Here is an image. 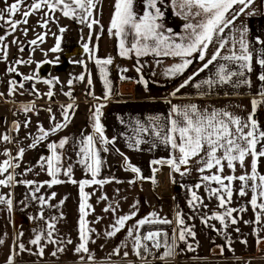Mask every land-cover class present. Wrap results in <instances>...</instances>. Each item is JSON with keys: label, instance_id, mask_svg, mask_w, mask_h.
<instances>
[{"label": "snow or ice", "instance_id": "snow-or-ice-1", "mask_svg": "<svg viewBox=\"0 0 264 264\" xmlns=\"http://www.w3.org/2000/svg\"><path fill=\"white\" fill-rule=\"evenodd\" d=\"M99 3L100 0H33L31 4H27L26 0H14L5 8H0V22H3L0 23V28L7 25L6 35L0 36V59L6 61L8 57V45L4 43L6 36L14 34L21 24L26 25L31 15L47 9L48 11L44 13L42 20L38 21L41 28H47L49 18L54 16L56 11H60L64 17L75 19L89 29V36L87 42L83 43V49L89 54V59L93 60L99 68L100 77L106 89L103 100L110 99L112 87L111 81L108 79L107 66L113 63V59L112 57L99 58L96 55L99 48L98 41L104 31L102 26L101 32L96 35L97 43L92 42L94 26L100 23L94 15ZM135 3L136 0H115L113 6L114 11L108 31L110 35L119 38L118 47L121 57L131 58L134 55L140 58L154 55L156 57L179 58L180 62L165 69L164 75L167 77L182 75L193 64L194 59L203 62L201 67L170 93L172 97H176L181 89L190 84L197 90L203 89L199 92L200 96L208 95L221 86H231L233 89H239L242 86L251 87L252 81L249 74L254 70V57L255 64L260 69L257 73L260 88L257 98L251 100L252 111L246 117H242L227 108L208 109L198 107L196 103L179 105L172 104L171 100H168L170 110L166 116L150 115L146 118V122L139 117L135 118L132 127L134 135L125 137L127 147L139 151L142 150L141 145L145 143H150L149 150L163 145L170 150V154L166 158L151 160L152 175L144 177L139 167L133 165L119 149H115L123 157L125 170L135 174V179L129 181V183L134 184L136 180H149L153 185H156V174L163 167H168L170 173L179 174L181 177L190 175L195 171L199 174V182L194 185V189L205 188L209 202L212 199L216 200L217 210L211 212L210 215L207 212H200L201 208H208V205L204 203L205 197L198 195L196 190L189 189L191 196L187 204L193 212V216L189 219L196 218V213H200L199 219L202 225L213 228L218 232L226 231L230 225H238L241 222V214L245 213L250 206L254 213V219L243 221V223L258 225L254 228V234L257 238L256 243L257 245L264 243V237H261V232H264V174H261L258 170V166L264 158V129L261 128L259 121L255 119L258 106L264 104V39L256 36L254 40L250 41L248 26L244 23L237 26V22L241 20V17L256 15L255 10L251 7L255 0H171V6L180 9L175 13L177 16L183 15L185 20H188L189 17H200L196 23H185L183 33H175L170 28H164L161 22L164 16L161 11L163 0H143L144 11L142 14L135 11ZM17 14L21 16V19H15ZM58 30L59 36L52 33L56 38L55 45L49 49L52 53L62 50L61 41L67 31L65 27H59ZM27 32V28L23 29L25 36H27ZM47 34V32L37 34L36 39L28 41V44L36 46L38 42L43 43ZM129 35L132 36V42L127 44L126 41ZM12 43H18V39H14ZM255 45L260 47L257 49ZM210 46H212L211 53L209 52ZM18 50L23 52L24 46L19 47ZM32 51H35V47ZM44 55L47 56V53H44ZM58 61L59 57L56 58L55 63H58ZM32 62L31 59L18 58L15 65L6 68L7 73L21 76V81L14 78L9 80V95L15 96L18 93L23 95L21 90L25 87L24 82H32L29 89L30 93L37 96H46L51 101L55 96L52 89L56 83H59V78L50 77L41 81L38 73L41 64H52L54 61L37 62V69L32 74L25 75L18 71V65L31 64ZM70 62L84 64L83 60ZM159 62L157 61V63ZM84 66L87 67L86 64ZM210 66L214 69L212 74L199 82L193 83L196 77L200 73L209 70ZM142 67L144 65L139 64V61H137L136 72L141 73ZM121 71L126 72L127 69ZM121 79H126V77L121 76ZM74 80L83 82L85 81V75L81 74L68 80L70 90L63 94L70 98L73 97L71 86ZM38 81L49 86L46 93L41 94L36 89L35 83ZM137 83L147 87L148 81L144 80L141 74ZM87 84L89 86L87 94L100 100L101 98L95 97L91 91L92 80L90 75ZM225 95L227 96V93ZM3 96L4 93H0V97ZM59 107L62 115L60 121L56 120L51 107L46 109L49 113L50 127L45 129L42 124L38 125L39 134L32 136L30 149L37 148L41 143L48 140L51 135L67 128L78 106L73 98L72 103L60 105ZM104 107V103H99L90 109L91 133L84 134L82 131L78 140L63 136L58 142L52 141L46 144V147L50 150V155L41 156L38 165L50 177L49 180L40 182L19 179L18 177L34 171L31 166L26 167L24 173L15 171L20 167L25 149L18 146L15 157L12 156L10 150H5L7 158L0 162V176H3V178H0V188H12L17 185L28 186L29 198L36 201L40 206L38 214L30 216L29 219L42 222V226L33 228L34 236L28 242L33 247L26 246L21 241L23 232L17 231L16 240L10 248L6 264H15L16 256L24 253L43 258L49 245L53 246L51 255L56 257L57 254L65 252L67 245L73 243L70 238H61L57 235L58 217H45V207H59V205L50 203L57 193L51 192L48 197L43 194L38 195L45 186L52 188L54 185L65 183V180L59 178L60 175L67 177V182L79 185L81 198L78 206L80 214L77 229L79 243L74 247L73 252L79 256L80 264H95V257L90 251L89 244L95 243L93 234L96 230L89 227L90 222L86 219L89 215L88 210L94 211L89 203L90 196L94 193L86 192L85 187L103 186L112 182V180L97 179V177L104 163L101 152H108L109 149L106 146H114L117 140L116 136L109 138L106 135L105 125L101 121ZM19 111L25 114L24 127L27 128L31 123V119L27 114L35 112V103L22 105ZM119 122L121 124L125 123L123 118H119ZM13 128L18 133L20 122H14ZM31 135L29 133V136ZM146 136L150 139H146ZM0 140L11 142L12 137L3 134L0 135ZM68 148H71L76 157L75 163L82 166L86 175L90 174L91 178L80 181L73 178L74 165L71 158L67 156ZM249 158H251L250 163L246 166V161ZM237 166L241 169L240 175H236ZM225 168L228 169V174H225ZM248 168H250V171ZM9 169H12V171L10 172ZM237 181L239 182L238 188L235 187ZM234 192L238 197H248L247 204L240 207H231ZM249 193H251L250 197ZM66 199L67 197L62 199L59 202L60 205H63ZM108 199L106 194L98 197V202L103 201L106 203V207L103 209L104 213L112 214V223L105 231V237L113 238L118 233L126 230L127 237L132 242L133 253L142 261H146L147 256H153V259L158 258L161 264H167L168 259L177 255L180 242L186 245L187 250L194 251L193 245L188 243V240L189 238L194 239L196 232L194 226L186 222L181 210L177 209L175 219L162 217L156 212L143 218H137L139 201L133 203L129 213L118 215L119 202L107 203ZM0 205L4 206L9 212L12 211L13 199L11 193L0 194ZM234 213H236L235 216ZM62 215L61 213L60 216L62 217ZM102 219L103 217H97L91 223H98ZM211 221H217L222 227L216 229L215 224ZM129 222L132 223L129 224ZM145 225H170L174 227L171 229V234L168 230L161 228L141 234V230ZM235 231L239 233V227H236ZM3 243L4 240L0 238V244ZM241 243L247 245V240L244 239ZM127 244L128 241L125 240L122 245L114 248L109 260L111 255L119 256L121 247L127 248ZM225 246L229 250H233L232 241L227 236L226 245L219 246L221 253ZM153 250L159 252L160 255L157 257ZM128 255V251L123 252L125 258Z\"/></svg>", "mask_w": 264, "mask_h": 264}, {"label": "crops", "instance_id": "crops-1", "mask_svg": "<svg viewBox=\"0 0 264 264\" xmlns=\"http://www.w3.org/2000/svg\"><path fill=\"white\" fill-rule=\"evenodd\" d=\"M114 3L115 0H109V3L103 1L107 22V24H105V22H103V24L107 32V44L104 45L102 50L98 48V52H104L103 58L112 57V68L114 67L115 70H119V68L123 67L127 69V71L126 74L121 75L126 77V79H121L120 76L116 79L117 81H114L115 86L112 88V96L106 101L103 100L106 91L104 88L100 89L99 87L102 82L101 77L99 76V80L95 81L96 86L99 87L98 97L101 98L97 100L96 103L105 104V107L102 109L103 115L101 121L105 125L106 135L109 138L113 136L117 137L114 146H106L109 149L108 152H101L104 163L97 177V179H109L112 180V182L104 184L103 186L93 185L91 187H85L86 192L94 193L89 199V203L92 205L94 211L88 210L89 215L86 219L90 222L89 227L96 230L95 234H93L95 243L89 244L90 251L95 257V264H161L158 258L153 259L147 256V260L142 261L139 257L135 256L132 251L131 239L127 237L126 230L118 233L117 236L113 238L105 237L104 233L112 223V214L104 213L103 209L106 207L105 202H98V197L102 194L108 196L109 199L107 203L119 202L118 215L129 213L135 201H139L137 218H143L156 212L162 217L175 219L177 209L183 212L186 222L194 226V231L196 232V237L194 239L189 238L188 240V243L193 245L194 251L187 250L186 245L180 242L177 255L168 259L167 264H207L208 260H244L249 257H258L261 252H264V243L259 245L256 243L257 238L254 234V228L258 227V225L243 223V221H251L254 219V213L250 206L245 213L241 214V222L238 225H230L226 231L218 232L213 228L205 227L199 219L200 213H196V218L189 219V217L193 216V212L187 204L191 196L189 189L196 190L198 195L205 197L204 203L208 205V208H201L200 212H207L210 215L211 212L217 210V202L215 199L209 202L205 188L201 187L200 189H194V185L199 182L198 173L193 171L190 175L181 177L179 174L170 173L168 167H163L161 171L156 174V185H153L149 180H136V183L130 184L129 181L135 179V174L125 170L123 157L115 151V149H119L120 152L124 153V155L129 158L133 165L141 169L142 176L150 177L152 175L150 161L168 157L170 150L163 145L149 150L151 147L150 143L141 145L142 150L139 151L130 149L127 147L125 137L134 135L132 127L135 118L139 117L146 122V118L150 115L159 114L166 116L170 110V105L167 103L168 100H171L172 104L179 105L196 103L198 107L208 109L227 108L242 117H246L252 111L251 100L257 98V93L260 88V82L257 79V73L260 69L255 64V57L253 60L254 70L249 74L252 81L251 87L242 86L239 89H233L231 86H221L214 89L208 95L200 96L199 92L203 89L197 90L190 84L181 89L176 97H172L170 93L173 92V88L176 89L185 79L201 67L203 62L194 59L193 64L189 66L186 72L183 73L177 81L173 83L157 82L156 86H153L148 76L150 74L144 72L145 69H150L153 65H156L157 61L180 60L176 57H156L154 55L140 58L134 55L131 58L121 57L118 47L119 38L110 35L108 31L114 11ZM251 7L255 10L256 15L241 17V20L237 22V26H239L240 23H244L248 26L250 30L248 38L250 41L254 40L256 36H260L264 39V0H255V3ZM135 11L138 14L143 13V0H136ZM161 11L164 13L161 21L164 28H170L175 33H183V25L185 23H196L200 19V17H189L188 20H185L183 15L177 16L175 13L180 11V9L172 7L171 0H163ZM102 14L103 9L100 14L101 21H103ZM131 42L132 36L129 35L126 43L130 44ZM255 47L258 49L260 46L255 45ZM211 51L212 46H210L209 49L210 53ZM105 52L107 53L106 55ZM122 60H126L127 62L122 65ZM137 61H139V64L144 65L141 69V73H137L135 70ZM213 71L214 69L210 66V69L200 73L193 83L207 78ZM141 74L143 79L148 81L147 87L137 83ZM225 93H227V96ZM44 103L53 104L52 101ZM52 110L56 116V120L60 121L62 119L61 110ZM33 117L49 118V113L46 110H38ZM119 118H123L125 123L121 124ZM255 119L259 121L261 128L264 129V104L258 106ZM33 126L38 128V125ZM48 126L50 127V122L48 125H43L45 129L48 128ZM82 131L84 134L91 133L92 131L90 126V109L86 107H77L75 115L71 118V123L67 128L55 135H51L48 140L41 143L35 149H30L29 147L24 148L25 154L20 164L25 163V168L31 166L34 168V171L26 173L18 178L40 182L49 180L50 177L46 172L41 170L38 165V160L41 156L50 155V150L46 147V144L52 141L58 142L63 136H69L78 140ZM145 138L150 139V137L147 136ZM67 156L71 158V162L74 165L73 178L75 180L80 181L82 179L91 178L90 174L86 175L82 166L75 163L76 157L71 148L67 149ZM250 159L251 158L246 161V166L250 163ZM248 170L250 171V168H248ZM258 170L261 174H264V158H262ZM24 171L25 169H20L19 167L17 173H24ZM37 173L39 174L37 175ZM225 174H228L227 168H225ZM240 174L241 169L237 166L236 175ZM173 177L175 180L174 183ZM59 178L66 182L60 185H54L52 188L45 186L38 195L43 194L48 197L51 192L57 193L56 197L52 199L50 203L52 205H59V207H45V217H58V223L56 224L57 235L61 238H70L73 243L67 245L65 252L57 254L56 257L51 255L53 251L52 245L46 248L43 258L28 253L18 255L15 258V264H80L79 256L73 252L74 247L79 243L77 232L80 215L78 206L81 199L79 195V185L67 182L68 178L63 175H60ZM235 187H239L238 181L235 183ZM7 193H11L13 208L12 211L9 212L4 206L0 205V238L4 240V243L0 244V264H6L9 258L10 248H12L15 243L17 231L23 232L21 241L26 246L33 247L28 244L29 240L34 236L33 228L42 226V222L29 219L30 216H36L38 214L40 206L36 201L29 198L30 192L28 186L17 185L12 188H0V194ZM250 195L251 193H249V197ZM65 197H67V199L64 201V204L60 205L59 202ZM247 201L248 197H238L234 192L231 207H240L241 205L247 204ZM61 213L63 214L62 217L60 216ZM233 215L235 216L236 213ZM97 217H103V219L98 223H91ZM131 223L132 222H129V224ZM211 223L215 224L216 229L222 227L217 221H211ZM236 227H239V233L235 231ZM226 236L231 239L233 250H229V248L225 246L221 253L219 246L226 245ZM261 237H264V232H261ZM244 239L247 240V245L241 243ZM125 240L128 241L127 248L121 247L120 255H111L109 260V256L113 249L122 245V242ZM124 251L129 252L126 258L123 256Z\"/></svg>", "mask_w": 264, "mask_h": 264}, {"label": "rangeland", "instance_id": "rangeland-1", "mask_svg": "<svg viewBox=\"0 0 264 264\" xmlns=\"http://www.w3.org/2000/svg\"><path fill=\"white\" fill-rule=\"evenodd\" d=\"M103 1L109 3V0H100V3L97 5V10L96 12H94V15L98 20H100V14L103 9V21L100 20L99 25L94 26L92 41L93 43H97L96 35L101 32L102 26L104 31L98 41V45L101 50L104 48V45L107 44V32L106 28H104L105 25L103 24V22L107 24L103 8ZM12 2H14V0H0V8H5L8 4H11ZM32 2L33 0H26L27 4H31ZM47 11V9H44L43 11L36 12L31 15L28 18V23L26 25L21 24L19 28L14 32V34L7 35L6 40L4 41V43L8 45V57L6 61L0 59V93H4V96L0 97V135L8 134L12 137V140L11 142H4L3 140H0V162L7 158V156L5 155V150H10L12 156L14 157L17 155L18 146L23 148L29 147V145L32 143V136H36L39 134L37 133L38 128L33 125L49 124V118L33 117L36 111L46 110L48 107H51L52 109L56 110H61L59 106L72 103L73 98L75 104L78 105V107H86L88 109H92L95 104H97V99H94L92 95L87 94L89 91V86L87 84L89 75L92 80L91 91L94 93L95 97H98L99 95V87L100 89H105L103 80L99 87L96 86L95 81L99 80L98 78L100 76L99 68L93 60L89 59V54L83 49V43L87 42V38L89 36V29L85 25L80 24L75 19L64 17L60 11H56L54 13V16L49 18L47 28H41L38 25V21L42 20V18L44 17V13ZM15 19L19 20L21 19V16L17 14ZM59 27H65L67 29L61 41L62 50L57 53H52L49 51V49H51L56 43V38L52 35V33H56V35L59 36ZM6 28L7 25H5L4 28H0V36L6 35ZM25 28L28 29L27 36H25L23 33V29ZM44 32H47L48 34L45 37L43 43L38 42L36 46H30L28 44V41L36 39L37 34H42ZM14 39H18V43H12ZM21 46H24L23 52H20L18 50ZM33 47H35L34 52L32 51ZM44 53H47V56H45ZM106 54L107 53L105 52V55ZM96 55L99 58H103L104 52H97ZM57 57H59V61L58 63H55ZM18 58H22L24 60L31 59L33 61L31 64L17 66L18 71L25 75L32 74L34 70L37 69V62H43L45 60L54 61V63L51 64L52 71L49 76H40L38 74L41 78V81L42 79L50 77L59 78V83H56L54 88L52 89L55 92V96L51 100L53 104L44 103L50 101L46 96H37L30 93L29 89L32 82H24L25 87L23 90H21L23 92V95L19 93L15 96L9 95V80L14 78L17 81H21V76L7 73L6 68L8 66L15 65V61ZM81 60H83L84 64L87 65L86 68L84 64H75L70 62ZM126 62V60H122L121 64L123 65ZM178 62L180 61H162L156 63V65H153L150 69H145L144 72L150 74L148 76L150 77L153 86H156L157 82L173 83L174 81H177L181 77V75L176 77H167L164 75V71L166 68ZM112 66L113 63L107 66V72L108 79L111 81V87L113 88L115 86L114 81H117L116 79H118L122 74H126V72L121 71L124 69L123 67L119 68V70H115L114 67L112 68ZM81 74L85 75V81L80 82L74 80V83L71 86L73 97L70 98L68 96H65L63 93L68 92L70 90L68 80L70 78L77 77ZM17 77L19 78L17 79ZM35 87L41 94L46 93L49 90V86L40 81L35 83ZM174 90L175 89L173 88L172 91ZM32 102L35 103V112H29L27 114L28 117H30L31 119V123L27 128H25V114L22 111H19V109L22 105L29 104ZM17 121L20 122V129L18 133L13 128L14 122ZM29 133H31L32 135L29 136ZM13 162L15 163V161ZM24 166L25 163L20 164V169H25ZM9 171H12V169H9ZM15 171L17 172L18 169H15ZM0 178H3V176H0ZM249 262L250 264H264V252H261L258 257H249L244 260H208L207 264H249Z\"/></svg>", "mask_w": 264, "mask_h": 264}, {"label": "trees", "instance_id": "trees-1", "mask_svg": "<svg viewBox=\"0 0 264 264\" xmlns=\"http://www.w3.org/2000/svg\"><path fill=\"white\" fill-rule=\"evenodd\" d=\"M173 226H170V225H145L144 228L141 230V234L149 231V230H153V229H156V228H161V229H165V230H168L169 233L171 234V229H172Z\"/></svg>", "mask_w": 264, "mask_h": 264}, {"label": "flooded vegetation", "instance_id": "flooded-vegetation-1", "mask_svg": "<svg viewBox=\"0 0 264 264\" xmlns=\"http://www.w3.org/2000/svg\"><path fill=\"white\" fill-rule=\"evenodd\" d=\"M51 71H52V65L51 64H41L38 74L40 76H47V75L49 76L51 74ZM18 78L19 77H17V79Z\"/></svg>", "mask_w": 264, "mask_h": 264}, {"label": "built area", "instance_id": "built-area-1", "mask_svg": "<svg viewBox=\"0 0 264 264\" xmlns=\"http://www.w3.org/2000/svg\"><path fill=\"white\" fill-rule=\"evenodd\" d=\"M150 247H151V245H149ZM154 251V253H155V255L157 256V254L159 253V252H156V250H153ZM150 258H153V256H150Z\"/></svg>", "mask_w": 264, "mask_h": 264}, {"label": "bare ground", "instance_id": "bare-ground-1", "mask_svg": "<svg viewBox=\"0 0 264 264\" xmlns=\"http://www.w3.org/2000/svg\"><path fill=\"white\" fill-rule=\"evenodd\" d=\"M160 253L157 254V256H159Z\"/></svg>", "mask_w": 264, "mask_h": 264}]
</instances>
